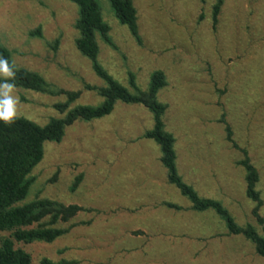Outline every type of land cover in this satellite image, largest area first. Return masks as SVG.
Segmentation results:
<instances>
[{
    "label": "rangeland",
    "instance_id": "374dc122",
    "mask_svg": "<svg viewBox=\"0 0 264 264\" xmlns=\"http://www.w3.org/2000/svg\"><path fill=\"white\" fill-rule=\"evenodd\" d=\"M99 2L115 46L98 40L99 63L123 86L128 73L142 89L153 71L165 74L158 98L168 106L164 120L176 139L180 175L200 196L220 201L238 225L261 234L237 164L243 154L226 140L224 126L258 171L264 217V0H224L216 26L215 0H133L139 42L107 0ZM76 18L66 0H0V45L16 66L56 88L81 91L74 105H97L101 99L85 85L104 83L75 47ZM37 29L40 35H32ZM14 94L18 117L38 125L60 117L53 105L63 96L20 88ZM151 126L145 108L117 103L110 115L75 122L61 142L44 144L25 201L47 198L88 211L61 225L74 227L54 243L22 246L33 264H264L250 242L227 234L215 212L192 211L167 183L158 147L141 138Z\"/></svg>",
    "mask_w": 264,
    "mask_h": 264
},
{
    "label": "trees",
    "instance_id": "16d2710c",
    "mask_svg": "<svg viewBox=\"0 0 264 264\" xmlns=\"http://www.w3.org/2000/svg\"><path fill=\"white\" fill-rule=\"evenodd\" d=\"M66 1L77 8L74 28L78 36L75 47L90 62L92 71L104 83L102 86L85 85V89L94 92L101 101L97 105H74L80 98L81 91L56 88L47 83L40 74L16 66L11 52L0 45V56L15 65L16 78L10 82H14L16 88L65 98L63 102L53 105L60 117H51L44 125H38L23 117H17L11 124L0 122V264H33L32 255L22 246L54 243L74 227L72 224L68 227L61 225L69 223L78 213L88 211L78 205H64L47 198L36 197L26 202L29 190L35 182L32 171L43 158L45 143L61 142L66 128L75 122H91L110 115L117 103L141 106L150 113L152 126L145 130L141 138L152 141L158 147L159 163L166 172L167 183L190 202V209L195 212H215L223 221L228 235L242 236L254 246L257 255L264 258V217L259 214L263 201L257 189L259 174L250 162L247 151L241 149L233 140L230 126L223 121L226 140L243 154V159L237 164L244 171L245 195L254 204L251 215L260 227L261 234L251 224L238 225L220 201L200 196L183 180L177 167L176 139L167 130L164 120L168 106L158 98L160 91L166 86L165 74L159 70L153 71L145 89H142L135 75L128 73L127 86L121 85L98 61V40L115 49L110 26L102 17L99 0ZM107 2L117 22L126 27L134 40L139 42L137 11L133 0ZM223 2L224 0H215L212 6L213 26L218 23ZM32 35L39 36L40 29L32 32ZM81 181L80 174L74 178L70 190L75 191ZM164 205L181 210L172 203ZM40 264L67 263L42 259Z\"/></svg>",
    "mask_w": 264,
    "mask_h": 264
},
{
    "label": "clouds",
    "instance_id": "9594fccd",
    "mask_svg": "<svg viewBox=\"0 0 264 264\" xmlns=\"http://www.w3.org/2000/svg\"><path fill=\"white\" fill-rule=\"evenodd\" d=\"M15 65L0 56V122L11 124L18 117L19 97L15 95Z\"/></svg>",
    "mask_w": 264,
    "mask_h": 264
}]
</instances>
